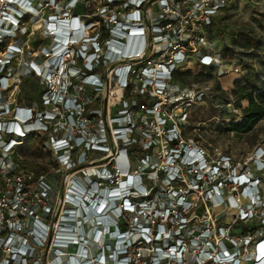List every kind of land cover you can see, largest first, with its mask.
I'll list each match as a JSON object with an SVG mask.
<instances>
[{
    "label": "built area",
    "instance_id": "obj_1",
    "mask_svg": "<svg viewBox=\"0 0 264 264\" xmlns=\"http://www.w3.org/2000/svg\"><path fill=\"white\" fill-rule=\"evenodd\" d=\"M227 1L101 0L102 5L94 13L84 15L80 0H66L58 12L54 0H45L43 7L53 11L44 18L45 36L50 42L40 48L38 63L19 61L21 48L12 38L13 29H21L23 16H36L42 5L36 0H0V251L7 257L4 264H27L38 258V251L47 245L59 253L58 257L62 249L69 247L76 252L78 243L70 239L72 223H77V229L99 226V216L104 217L105 210L100 207L89 218H77L74 211L84 207L80 199L87 202L88 209H95L104 194L120 210L111 228L116 234H107L112 242L108 246L126 238L128 247L121 255L106 250L88 259L85 234L83 229L81 233L77 230L86 249V256L80 255V264H262L264 255L260 257L259 253L264 252V167L260 159H264V151L258 149L254 155L257 175L253 176L229 164L225 156L208 161L199 147L183 143L176 125L169 121L176 108L181 109L178 117L184 121L185 109L202 99L203 92L199 90L182 94L175 72L190 61L199 67L214 65L215 54L208 47L204 32ZM80 17L88 20L84 22ZM99 24V29L86 35V29ZM8 39L9 43L3 44ZM12 64L16 65L14 74L10 72ZM20 65L42 84L39 107H11L4 102L2 94L15 80ZM88 87L93 93L105 92L122 100V116L113 117L110 122L115 141L127 140L136 129L133 115L152 116L151 126L164 132L160 171L171 180H164L167 186L182 181L187 193L202 191L208 207L224 205L232 199L235 221L252 223L256 219L255 226L240 234L238 242L222 227L192 230L185 237L180 233L190 227L197 215L192 212V218H186L193 203L185 199L180 189L168 192V201L174 204L156 209L151 199H144L146 188L141 185L142 190L137 192L131 189L130 182L138 176H125L116 167L101 168L94 174L83 172L78 160L70 157L72 152L86 155L112 151L104 127L100 128L101 133L82 128L86 107L79 95ZM28 135L44 137L46 149L55 160V178L54 168L48 174L32 172L16 161L18 149ZM174 141L176 144L171 145ZM154 144L149 139L142 151L147 152ZM119 152L127 164L131 154L126 147ZM139 159L146 163L150 156L143 153ZM128 169L127 164L126 172ZM184 176H188L186 182ZM126 179V192L116 200L109 199ZM254 184L257 190L251 192ZM225 189H233L234 196L225 195ZM88 191L93 202L84 198ZM121 197L128 200L130 207H122ZM124 214L144 223L132 217L126 228L118 231L117 220ZM249 243L251 254L244 255L240 247ZM145 245L150 246V252L140 258L138 250ZM31 264L39 263L35 260Z\"/></svg>",
    "mask_w": 264,
    "mask_h": 264
},
{
    "label": "rangeland",
    "instance_id": "obj_2",
    "mask_svg": "<svg viewBox=\"0 0 264 264\" xmlns=\"http://www.w3.org/2000/svg\"><path fill=\"white\" fill-rule=\"evenodd\" d=\"M36 1L42 5L41 8L37 7L39 13L33 17L23 16L22 23H20L21 29H13L12 41L18 44L22 52L18 57L19 61L34 60L39 63L40 48L50 42L44 32V18L45 14L53 13V11L43 7L45 0ZM54 1L57 4L55 12H58L59 8L61 11L66 0ZM80 2L83 5L84 15H91L97 7L102 5L101 0H80ZM80 19H83L84 22L88 20L82 17ZM99 27L100 24L86 29V35H90ZM204 36L208 41V47L215 54L214 65L199 67L194 61H190L175 72V80L180 86L181 93L186 95L190 94V91L199 90L203 92L202 99L200 102L190 104V107L185 109L186 118L184 121L178 117L182 112L180 108L171 111L169 121L176 125L175 130L183 143L199 147L207 155L208 161H216L219 157L225 156L229 159V164L240 171L245 170L255 176L257 172H255L253 158L258 149L263 150L264 148V118L254 124L247 134L237 135L224 130L229 123H239L241 112L247 107L246 100H238L240 90L251 92L254 98L264 99V0H228L217 10L204 32ZM238 39L241 43L233 44ZM244 39H249L250 43ZM9 41V39L4 40L3 44H8ZM75 67H79V65L76 64ZM15 71L16 65L12 64L10 72L14 74ZM41 89L42 84L39 80L26 73L24 67L20 65L15 80L10 84L9 89L3 92L2 96L4 102L11 107L32 104L39 107L40 97L38 94ZM79 98L86 107V111L82 115L84 116L82 128L90 133H101L100 128L104 127L106 131L104 134L108 133L112 147V151L109 150L103 154L82 155L79 154V151L72 152L70 157L78 160L83 172L94 174L101 168L107 170L117 168L116 158L120 154L119 150L128 147L127 151L131 154V156L128 155L127 160L128 173L138 176L140 184L150 190L152 204L156 209H163L166 206L167 200L170 198L168 192L171 190L178 191L180 189L185 199L193 203V211H188L186 218H192L193 214L197 215V218L193 219L190 227H187L180 235L186 237L192 234V230L197 232L201 228L222 227L224 230L227 229L228 235L238 242L240 234L249 232L255 226L256 219L252 223L235 221L236 211L233 208L232 199H229L224 205L208 207V202L202 191L187 193L182 181L166 186V183L162 181L164 173L160 171L164 154L163 147L165 146L164 132L156 126H151L152 116L141 113L133 115L136 120V129L132 131L127 140L115 141V136L110 131V122L113 117L122 116L120 112L124 108V105L121 104L122 100L118 101L114 97H109L105 92L93 93L89 87L80 92ZM125 101L128 103L127 99ZM128 114L130 113L128 112ZM38 138L43 139L42 147L36 149L32 146L33 140H26L24 145L18 149L16 161L28 171H40L48 174L51 168H54L55 171L56 167H53L55 160L46 149L44 137ZM149 139L153 140L155 144L147 152H144L150 156L148 162L141 163L139 158L143 152L140 151L144 149L143 145ZM260 160L264 167V159ZM54 171L52 174L55 178L58 173ZM158 172L162 173L156 178L154 174ZM64 176L63 173L61 178ZM186 179L188 176H184L185 182ZM261 192L264 196V186ZM224 194L234 196L233 189H225ZM56 213L58 212L55 211L54 214ZM123 216L124 218L117 220L118 228L125 226L129 219L134 218L133 215L124 214ZM134 219L137 222H143L139 218L135 217ZM149 226H152L151 223ZM81 228L82 226H79L77 229L79 233H81ZM100 230H102L100 226L84 225L83 227L88 244L86 246L88 259H92L101 251L106 253L104 247L112 245L110 239L108 240L107 236H102L99 232L98 242L92 243L94 234ZM102 234L105 235V232L102 231ZM142 247L144 249L138 250L140 258L146 257L150 252L149 245ZM251 247V243H249L240 249L244 255H248L251 254ZM74 249V247L62 249L63 252L58 257L56 255L59 253L55 252L52 246L47 245L38 251V258H32L27 261V264H31L35 260L39 264H70V257L76 255ZM58 258L60 261L57 260L54 263V259ZM74 258L78 260V257ZM6 261L7 257L0 251V264H4ZM242 264H247V262Z\"/></svg>",
    "mask_w": 264,
    "mask_h": 264
},
{
    "label": "trees",
    "instance_id": "obj_3",
    "mask_svg": "<svg viewBox=\"0 0 264 264\" xmlns=\"http://www.w3.org/2000/svg\"><path fill=\"white\" fill-rule=\"evenodd\" d=\"M74 11H77V9L74 10ZM244 40H246L248 43H250L249 39H244ZM240 43H241L240 39L235 40L233 42V44H240ZM224 50H226V48H224ZM238 100H246L247 107L245 109H243L242 112H241V120H240V122L239 123H229V124H227L224 131L232 132V133L237 134V135H243V134L249 133L251 131L252 127L254 126V124H256L259 120L264 118V99L259 98V97L254 98L252 96L251 92L245 91V90H240V94L238 96ZM30 139L33 140L32 141V146L33 147H35L36 149H40L42 147V145H43V139L42 138L41 139L38 138V137L34 138L31 135H28L26 140H30ZM175 144H176V141L171 143V145H175ZM263 147H264V144H263ZM126 149L128 150L129 148L126 147ZM263 151H264V148H263ZM140 152L144 153V151H140ZM161 173L162 172L155 173L154 176L157 178V176L161 175ZM160 178H161V176H160ZM168 179L169 178H167L165 176V174H164V176L162 177V181L165 180L166 182L167 181L170 182L171 180H168ZM176 183H177V181H174V182L171 183V185L172 184H176ZM145 193H146L147 196L144 199L145 200H150L151 199L150 190H148V192H145ZM167 204H174V202H170V201L167 200L166 205ZM122 218H124V217H122ZM125 228H126V225L125 226H121V229H125ZM108 249H109V246L106 245L104 247V250H108Z\"/></svg>",
    "mask_w": 264,
    "mask_h": 264
},
{
    "label": "bare ground",
    "instance_id": "obj_4",
    "mask_svg": "<svg viewBox=\"0 0 264 264\" xmlns=\"http://www.w3.org/2000/svg\"><path fill=\"white\" fill-rule=\"evenodd\" d=\"M36 26V25H35ZM60 30V29H59ZM116 166H117V168H118V170L120 171V173H122L123 175H125L126 176V173H128V172H126V170H127V164H126V162H125V157H124V154L123 153H120L119 155H118V157L116 158ZM128 174H130V173H128ZM120 197V193L119 192H117L116 194H113L112 195V197L111 198H109V199H111V200H116L117 198H119ZM99 206V204H97V207ZM93 213H98V209H95L94 211H93V209H92V207L90 206V208H89ZM95 226V225H94ZM91 227H92V225H91ZM95 227H98V226H95ZM82 229L83 228H81V231H82ZM99 233L102 235V236H107V233H105V235H103L102 234V232H100L99 231ZM108 239V238H107ZM128 242V241H127ZM260 254V257L261 256H263L264 255V252H262V253H259ZM262 264H264V257L262 258Z\"/></svg>",
    "mask_w": 264,
    "mask_h": 264
},
{
    "label": "clouds",
    "instance_id": "obj_5",
    "mask_svg": "<svg viewBox=\"0 0 264 264\" xmlns=\"http://www.w3.org/2000/svg\"><path fill=\"white\" fill-rule=\"evenodd\" d=\"M130 186H131V189H133V191H135V192L142 190V186H141V184H140L139 179H137V182H136V183L131 184ZM251 189H252L251 192H252V191L255 192V191L257 190L256 185L254 184V185L251 187ZM126 247H128L127 244H126Z\"/></svg>",
    "mask_w": 264,
    "mask_h": 264
},
{
    "label": "flooded vegetation",
    "instance_id": "obj_6",
    "mask_svg": "<svg viewBox=\"0 0 264 264\" xmlns=\"http://www.w3.org/2000/svg\"><path fill=\"white\" fill-rule=\"evenodd\" d=\"M116 228L118 231H123L124 229L118 228V226L116 225Z\"/></svg>",
    "mask_w": 264,
    "mask_h": 264
},
{
    "label": "crops",
    "instance_id": "obj_7",
    "mask_svg": "<svg viewBox=\"0 0 264 264\" xmlns=\"http://www.w3.org/2000/svg\"><path fill=\"white\" fill-rule=\"evenodd\" d=\"M57 260H58V259H54V263H56Z\"/></svg>",
    "mask_w": 264,
    "mask_h": 264
}]
</instances>
